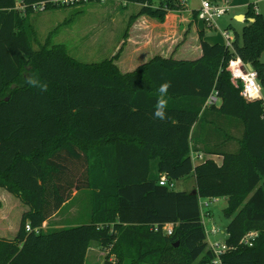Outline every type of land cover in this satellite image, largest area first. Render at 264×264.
Segmentation results:
<instances>
[{"label":"trees","instance_id":"16d2710c","mask_svg":"<svg viewBox=\"0 0 264 264\" xmlns=\"http://www.w3.org/2000/svg\"><path fill=\"white\" fill-rule=\"evenodd\" d=\"M122 1L139 5L123 38L138 16L162 21L185 3ZM40 2L46 10L85 0H0V189L25 206L14 235L0 236V264H84L91 241L113 253L114 264H212L201 197L225 198L220 264H264L262 100L241 97L226 70L227 59L238 56L264 88L262 14L248 3L231 45L207 42L199 30L198 58L155 55L121 72L113 62L117 54L79 62L60 44L33 49L23 14ZM163 83L168 88L161 94ZM212 90L219 102L203 106ZM160 99L162 120L153 115ZM199 121L211 129L213 144L206 148L195 142ZM198 150L208 157L193 164L190 152ZM161 175L172 183L193 176L197 192L160 185ZM84 188L88 222L41 227ZM168 223L171 232L165 233ZM248 231L255 234L244 243Z\"/></svg>","mask_w":264,"mask_h":264},{"label":"rangeland","instance_id":"374dc122","mask_svg":"<svg viewBox=\"0 0 264 264\" xmlns=\"http://www.w3.org/2000/svg\"><path fill=\"white\" fill-rule=\"evenodd\" d=\"M252 1L264 18V0H248V2ZM158 2L159 0H152L153 6ZM228 4H230V0H228ZM198 5L199 0H186L185 13H191V10ZM138 7L137 3H126L122 0H89L73 5L48 7L46 10H33L24 13L23 18L32 30L30 45L33 49L49 44H60L70 56L79 62H96L117 54L113 62L123 72L129 70L139 59L146 58L145 54L139 55L130 50L120 56L123 49L122 43L115 47L116 43L123 39L130 14L135 12ZM243 8L245 5L240 7V10ZM233 12L234 9H229L220 18L215 19L211 26L204 25L198 19L196 25L205 28L206 37L209 40H219L224 30L233 37L235 31L240 33L241 30V24L239 25L238 21L232 18ZM156 21L158 20L156 19ZM197 33L198 30L195 31L190 25H183L178 28L176 34H172L170 45H166V49L170 47L172 50L168 56L176 60L198 58L199 56L195 57L198 52L197 45H199ZM130 49L132 48L130 47ZM259 58L264 61V52L260 54ZM235 148L236 144L233 143L232 147L228 149L234 150ZM148 175L156 176V161L154 159L150 160ZM191 183L192 178L190 176L182 177L173 181V189L189 190ZM88 192V188L75 191L68 202L61 207V211L53 213L41 226L45 230H53L71 224L88 222L90 217V193ZM0 202V236H13L25 206L4 189H0ZM199 206H201L207 240L211 242L215 239H224V229L228 219L224 217L222 212L226 206L223 198L201 197L199 198ZM210 228H215L221 232L217 231L211 234L208 232ZM84 258V264H114L116 261L113 253H110L107 248H101L94 241H91Z\"/></svg>","mask_w":264,"mask_h":264},{"label":"crops","instance_id":"0c3cea01","mask_svg":"<svg viewBox=\"0 0 264 264\" xmlns=\"http://www.w3.org/2000/svg\"><path fill=\"white\" fill-rule=\"evenodd\" d=\"M213 1L220 5L223 3H226L228 5V10L234 9L232 18L235 20L238 15L240 14L243 15V17L240 20H236L238 21L239 25L240 24L242 25V23L244 22L243 19L245 18V13L247 10L248 3H252L254 11H258L257 6L255 5L254 1L248 2V0H230V4H228V0H213ZM185 3H186V0H185ZM185 3H184V8L181 10L168 11L163 21L158 22L156 21V19L151 18L150 16L146 14H143L135 18L130 23L127 29L128 32H127L126 38H123L118 43H116L115 47L119 46V44L122 43L123 49H122V52L120 53V56L128 53V51L130 50L131 52H137L139 55L145 54L146 58L139 59L137 63L133 64V66L129 70L133 69L137 64L141 62H145V60H147L153 55H162L165 57L170 55L172 50L170 47L166 49L167 48L166 45H170L172 34L173 33L176 34V32L178 31V28L182 27L183 25H190L195 31L203 30L204 40L207 39L206 37L207 31L205 30V28L196 25L197 18L193 15L192 10H191V13L189 14L185 13L184 11ZM244 5H245V8H243V10H240V7L242 8ZM196 8H194V10H196ZM221 38H219V40H211V39L209 40L208 38L206 41L210 43L217 42V43L222 44L224 43V39L223 37ZM130 47L132 49H130ZM197 47H198L199 53L197 52L195 57H198L201 55L200 45H197ZM129 70H126L123 72H127ZM193 130H194L193 132H194L195 142L197 145L203 148H206V146L209 147L213 144V141H211L212 137L210 135L211 129L209 128V125L207 122L199 121V123L197 124L195 123L193 125ZM197 154H199V156ZM190 157L192 158L193 164H196L197 162L202 161L204 158H207L208 156L205 155L203 151L198 150L196 152L191 151ZM209 157L211 158L214 157L215 159H219V157L214 154H212V156H209ZM190 177L192 178V183L190 184L189 190L194 189V178L193 176H190ZM74 193L75 192H73L72 194L74 195ZM223 200L225 201V198H223ZM67 202L68 201H66L63 205H65ZM61 207L55 213L60 212ZM201 221H202V214H201ZM203 225H204V222H203ZM205 232H206V229H205ZM207 242L209 245L210 242L208 240Z\"/></svg>","mask_w":264,"mask_h":264},{"label":"built area","instance_id":"2783aa9c","mask_svg":"<svg viewBox=\"0 0 264 264\" xmlns=\"http://www.w3.org/2000/svg\"><path fill=\"white\" fill-rule=\"evenodd\" d=\"M61 3L74 2L78 0H60ZM87 1V0H85ZM56 2V1H54ZM45 6L44 2L36 3L32 5L34 10H43ZM228 10V5L226 3L217 4L213 0H199V5L196 8V17L198 20L206 26H211L215 19L220 18ZM222 37L224 39V44L231 45L230 41L232 36L228 34L226 30L222 32ZM226 70L229 72L230 80L234 85H239L240 96L246 101L262 100L263 112L261 119L264 122V88L260 85L257 80V75L255 70L250 66L249 63L240 59L238 56H232L227 59ZM219 102V97L217 93L212 90L207 98L203 102V106H210L212 104H217ZM199 156V154H197ZM158 183L160 185L167 184L168 186H173L172 182L167 181L165 175H161ZM27 230L30 229L27 224H25ZM165 233L171 232V224L168 223L164 227ZM219 230L215 228H210L209 233L214 234ZM221 231H219L220 233ZM255 234L254 231H248L243 237L244 243H249V240ZM209 247L214 254V258L211 261L212 264H220L219 256L226 249V244L224 239H215L209 243Z\"/></svg>","mask_w":264,"mask_h":264},{"label":"clouds","instance_id":"9594fccd","mask_svg":"<svg viewBox=\"0 0 264 264\" xmlns=\"http://www.w3.org/2000/svg\"><path fill=\"white\" fill-rule=\"evenodd\" d=\"M30 83L35 84L36 82H35V81H30ZM167 88H168L167 83H163V84H161V85L159 86V92H160L161 94H164V93L167 91ZM164 108H165V101H164L163 99L158 100L153 115H154L156 118H159V119H161V120L164 119V118H165V111H164Z\"/></svg>","mask_w":264,"mask_h":264},{"label":"water","instance_id":"95a60500","mask_svg":"<svg viewBox=\"0 0 264 264\" xmlns=\"http://www.w3.org/2000/svg\"><path fill=\"white\" fill-rule=\"evenodd\" d=\"M243 17V15H238L236 20H240ZM247 20H251V18H247ZM197 191L195 189H191L190 193L195 194Z\"/></svg>","mask_w":264,"mask_h":264}]
</instances>
